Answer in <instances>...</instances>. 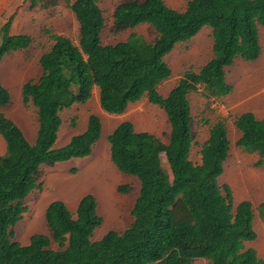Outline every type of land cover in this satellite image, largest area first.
Wrapping results in <instances>:
<instances>
[{"label": "trees", "instance_id": "1", "mask_svg": "<svg viewBox=\"0 0 264 264\" xmlns=\"http://www.w3.org/2000/svg\"><path fill=\"white\" fill-rule=\"evenodd\" d=\"M25 1L29 9L58 3ZM69 7L79 22L78 43L47 31L53 44L40 57L43 72L22 86L24 104L31 102L37 108L34 142L1 110L12 97L0 80V134L6 142L0 155V264H192L198 258L207 259V264H264L256 249L245 244L257 237L252 201L235 204L230 184L220 181L231 148L226 122L218 119L211 124L201 161L194 162L189 98L199 88L207 96L227 93L231 87L226 68L236 58L260 56L264 0H188L184 10L165 0H125L115 8L114 31L147 23L156 37L150 41L132 32L109 44L102 41L105 16L99 0H74ZM11 26L12 18L2 25L0 63L6 54L25 50L34 41L26 33L12 34ZM204 26L212 28V57L199 71H186L162 95L158 86L172 74L166 55ZM94 86L106 112L122 114L131 103L147 97L165 111L171 126L168 142L136 130L131 120L119 123L107 137L112 162L140 183L132 221L122 231L111 229L93 240L103 222L94 194L83 195L75 213L64 200L56 199L45 208L51 235L35 233L28 243H21L14 239L15 227L28 210L26 197L42 187V167L90 155L102 136V120L92 113L83 132L56 146L62 110L86 103ZM234 124L241 133L237 145L258 153L256 164H264V117L247 111ZM119 190L129 192L131 186L121 185ZM258 209L264 221V201Z\"/></svg>", "mask_w": 264, "mask_h": 264}, {"label": "rangeland", "instance_id": "2", "mask_svg": "<svg viewBox=\"0 0 264 264\" xmlns=\"http://www.w3.org/2000/svg\"><path fill=\"white\" fill-rule=\"evenodd\" d=\"M74 0H58L57 5L47 9L37 6L29 9L25 0H0V43L2 25L12 18L11 33H26L34 38L25 50L12 51L5 55L0 63V80L10 91L12 101L1 110L13 119L24 131L30 142H34L38 131L37 108L29 102L24 104L21 89L28 80H38L42 74L41 55L53 44L47 31L70 37L76 44L79 40V22L69 7ZM125 0H99L105 16L102 41L105 44L125 40L132 32L154 40L156 32L150 24L144 23L121 32L113 29L116 6ZM167 5L184 10L188 0H165ZM212 28L204 26L190 40L180 42L166 55L172 69L171 76L164 80L158 91L166 96L188 70L199 69L212 57ZM262 51L255 60L236 58L226 68V81L230 85L227 93L207 96L203 88L192 91L189 98L192 106L194 143L190 158L201 161V146L209 137L210 126L223 119L228 127L230 154L225 162L222 183L230 184L235 204L243 199L252 201L255 218V240L246 241V247L256 249L258 256L264 259V221L259 215L258 206L264 201V164L257 165L260 156L257 153L243 151L237 140L241 133L234 122L238 115L252 111L257 118L264 116V27H260ZM98 114L102 120V136L95 144L90 155L71 158L54 165H44L40 181L41 188L33 190L25 199L28 210L15 227V240L28 243L35 233L51 235L45 219V208L56 199L66 202L72 212L81 197L92 193L98 202V213L102 224L96 228L93 240L102 238L111 229L124 230L132 221L131 209L139 194L140 183L135 176L119 170L112 162L108 135L124 120H131L136 130L154 133L164 142L169 141L171 126L165 111L151 103L147 97L131 103L122 114H111L102 109L99 91L93 90L86 103H75L61 112L63 119L56 146L67 144L70 138L83 132L87 127L90 114ZM6 151V142L0 134V155ZM163 165L168 164L163 157ZM130 185L129 192L119 190L121 185ZM53 247H57L53 244ZM208 260L195 259L192 264H207Z\"/></svg>", "mask_w": 264, "mask_h": 264}, {"label": "crops", "instance_id": "3", "mask_svg": "<svg viewBox=\"0 0 264 264\" xmlns=\"http://www.w3.org/2000/svg\"><path fill=\"white\" fill-rule=\"evenodd\" d=\"M182 43H183V42H182ZM96 88H97V89H98V91H99V88H98V86H94L93 90H94V91H96ZM21 90H22V89H21ZM255 115H256V114H255ZM263 117H264V116H263ZM263 117H262V118H263ZM254 153H256V152H254ZM257 154H258V153H257ZM258 155H259V154H258Z\"/></svg>", "mask_w": 264, "mask_h": 264}]
</instances>
